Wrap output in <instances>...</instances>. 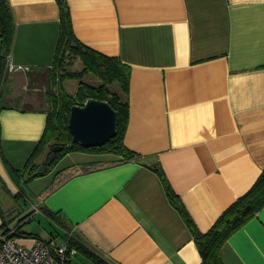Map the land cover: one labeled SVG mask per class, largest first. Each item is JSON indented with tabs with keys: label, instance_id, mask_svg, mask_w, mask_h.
<instances>
[{
	"label": "crops",
	"instance_id": "1",
	"mask_svg": "<svg viewBox=\"0 0 264 264\" xmlns=\"http://www.w3.org/2000/svg\"><path fill=\"white\" fill-rule=\"evenodd\" d=\"M6 1L15 27L0 86V231L27 247L69 245V264H202L180 208L205 233L264 170V0H67L77 39L129 67L127 88L109 89L127 106L132 156L73 150L34 176L61 10ZM4 208L16 209L12 220ZM221 255L264 264V206Z\"/></svg>",
	"mask_w": 264,
	"mask_h": 264
},
{
	"label": "trees",
	"instance_id": "2",
	"mask_svg": "<svg viewBox=\"0 0 264 264\" xmlns=\"http://www.w3.org/2000/svg\"><path fill=\"white\" fill-rule=\"evenodd\" d=\"M61 10V38L60 46L54 67L64 68L65 60L80 58L85 65L86 72H91L101 82L98 86L81 82L74 96L65 94L55 95V104H52V110L48 113V123L44 137L38 146L36 152L28 162V169L36 175L35 160L43 151L44 145L49 139L53 138L56 144L63 145L62 151L57 153L55 163L58 157L65 152L73 150H84L91 152H113L120 154L124 158L132 156V152L127 149L124 143V133L128 120V109L120 97L112 93L109 85L113 82H120L124 88H127L129 80V67L121 63L118 58L103 54L81 43L73 30L70 9L67 0H57ZM0 22L3 32L1 35V49L4 55L0 58V86L5 66V53L12 45L14 37V17L10 6L6 0H0ZM61 50V54H60ZM80 75L66 72L64 79L69 77L77 79ZM53 94V93H52ZM97 98L108 101L117 111V134L109 139L104 145L86 148L79 144L72 143V135L68 128V119L70 109L73 105H82L88 98ZM54 100V97L52 98ZM54 145L50 149L52 151ZM49 153V154H50ZM50 164V165H52ZM164 183L170 199L174 201L173 193L165 179ZM264 206V170L259 176L254 186L245 195L238 198L218 219L216 224L207 232H201L192 224V219L188 216L184 208H180L187 223L189 224L196 245L202 256V264H224L221 249L229 236L241 227L250 217L258 212ZM74 244L77 243L74 241ZM72 248L68 245V253Z\"/></svg>",
	"mask_w": 264,
	"mask_h": 264
},
{
	"label": "water",
	"instance_id": "3",
	"mask_svg": "<svg viewBox=\"0 0 264 264\" xmlns=\"http://www.w3.org/2000/svg\"><path fill=\"white\" fill-rule=\"evenodd\" d=\"M117 121V111L106 100L91 97L82 105L75 104L70 109L68 119L72 143L86 148L102 146L109 139L116 136ZM63 148V145H54L51 153L48 155L47 162L38 166L36 173H44L47 166L52 164L57 157V153L62 151ZM4 209L7 210L6 217L12 220L15 217L16 209ZM17 212H20L19 208Z\"/></svg>",
	"mask_w": 264,
	"mask_h": 264
},
{
	"label": "built area",
	"instance_id": "4",
	"mask_svg": "<svg viewBox=\"0 0 264 264\" xmlns=\"http://www.w3.org/2000/svg\"><path fill=\"white\" fill-rule=\"evenodd\" d=\"M3 28L0 22V37ZM13 69V67H11ZM15 231L6 227L0 231V264H69L66 244L37 238L32 246L21 245Z\"/></svg>",
	"mask_w": 264,
	"mask_h": 264
},
{
	"label": "rangeland",
	"instance_id": "5",
	"mask_svg": "<svg viewBox=\"0 0 264 264\" xmlns=\"http://www.w3.org/2000/svg\"><path fill=\"white\" fill-rule=\"evenodd\" d=\"M60 54H61V50H60ZM66 72H70L72 74H77L80 75L77 79H72V78H65L64 79V75ZM70 79V80H68ZM81 82H86L88 84L91 85H95L98 86L101 82L93 75V73L91 72H86L85 69V65L83 64V62L79 59V58H72L71 59H66L65 60V65L64 68L62 69H56L54 70V75L52 78V93H53V103L55 104V95H60V94H65L68 96H74L76 94V89L77 86L79 87V84ZM110 89L114 92H117V90L119 89V84L118 83H113L112 85H110ZM55 140L53 138L49 139L47 142V147H49V149H51L52 145H55ZM47 160H45L46 162ZM58 161L55 162V164L53 166H51V169L54 168L57 165ZM38 185H34L31 184L29 186V188L31 189V191L33 192V190H35V188ZM32 198H34L35 196L32 195ZM21 202L22 205L27 206L29 205L28 202H25V200L23 198H21ZM43 217V216H42ZM44 220V218H43ZM45 221V220H44ZM68 234L70 235V237H72V233H70V231H68ZM74 239V238H72Z\"/></svg>",
	"mask_w": 264,
	"mask_h": 264
}]
</instances>
